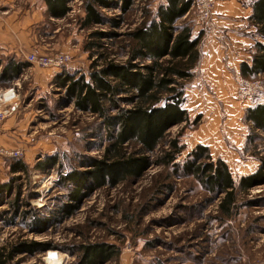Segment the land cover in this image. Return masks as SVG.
<instances>
[{
	"label": "rangeland",
	"instance_id": "rangeland-1",
	"mask_svg": "<svg viewBox=\"0 0 264 264\" xmlns=\"http://www.w3.org/2000/svg\"><path fill=\"white\" fill-rule=\"evenodd\" d=\"M165 1L152 0V9ZM235 1L242 8L235 17L242 18L241 25L212 24L217 0H192L190 13L182 17L193 37L201 34L202 60L185 89L189 121L167 131L168 140L178 137L186 145L176 160L181 165L203 144L214 160L229 165L236 182L263 175L251 188H238V206L230 217L219 210L223 194H213L172 165H159L161 148L147 153L150 164L142 177L92 189L91 161L101 158L108 130L97 113L78 108L56 78L68 72L89 79L93 62L97 68L104 63L100 53L127 62L137 45L133 33L145 18L144 0L127 11L123 0L98 5L106 20L88 27L82 24L83 0H69L63 17L51 14L45 0H36L29 12L19 6L21 13L0 18L7 32L0 39L3 64L25 65L13 80L0 79V248L34 241L45 246L22 250L7 264H53L50 250L59 256L54 264H81V246L91 244L119 249L112 260L96 264H264V129L248 118L249 108L264 104V72L240 73L241 63L256 52L255 42L264 39L247 15L255 0ZM204 2H211L212 12L203 21ZM112 18L120 20L119 27ZM237 25L240 38L234 39L244 43L235 48L229 30ZM96 31L102 34L93 36ZM90 42L96 43L87 47ZM210 46L216 49L211 57ZM58 55L69 58L56 66L40 63ZM118 104L127 107L123 100ZM105 106L116 113L115 105ZM19 162L26 170H14ZM68 207L71 215L62 211Z\"/></svg>",
	"mask_w": 264,
	"mask_h": 264
},
{
	"label": "trees",
	"instance_id": "trees-1",
	"mask_svg": "<svg viewBox=\"0 0 264 264\" xmlns=\"http://www.w3.org/2000/svg\"><path fill=\"white\" fill-rule=\"evenodd\" d=\"M68 1L45 0L49 12L57 17L66 15ZM123 1V10L127 11L136 0ZM144 1L145 18L140 28L133 33L137 45L127 62L117 63L100 53L97 57L104 63L97 68L93 62L89 79H86L85 74L75 77L68 72L58 74L56 78L61 86H65L76 106L97 113L108 130L107 137L101 141V158L91 161L92 189L105 185L115 187L130 177H142L150 164L147 153L161 148L157 163L172 165L175 171L181 170L195 176L213 194H223L219 210L230 217L238 206L237 190L251 188L261 181L263 175L244 176L236 182L229 165L221 158L214 160L209 147L203 144L197 145L186 156L184 164L176 161L186 145L178 137L168 140L167 131L174 125L189 121L183 103L187 82L193 78L201 59V34L193 37L190 23L180 22L182 17L190 13L192 0H166L156 5L154 10L152 0ZM108 2L110 0H83L86 14L83 27L106 20L97 12V6L107 5ZM250 19L264 39V0L254 1ZM112 23L115 27L121 24L119 19L113 18ZM100 34L102 32L96 31L92 35ZM95 43L90 42L87 47ZM255 48L251 61H243L240 65V73L244 77L264 72V42L257 40ZM137 59L150 62L140 65L135 61ZM23 66L13 60L5 65L0 57V67L3 68L0 79L13 80L21 73ZM120 100L127 107L119 106ZM106 103L115 105L116 113L109 114ZM248 111V118L264 129V104H257ZM261 159L264 163V158ZM14 170L24 171L26 165L19 162ZM62 211L71 215L72 208ZM44 247V244L36 241L23 242L8 251L3 246L0 248V264H7L14 254L22 250H42ZM81 249L84 250L81 264L106 262L119 254V249L107 244L83 245Z\"/></svg>",
	"mask_w": 264,
	"mask_h": 264
},
{
	"label": "crops",
	"instance_id": "crops-1",
	"mask_svg": "<svg viewBox=\"0 0 264 264\" xmlns=\"http://www.w3.org/2000/svg\"><path fill=\"white\" fill-rule=\"evenodd\" d=\"M35 1L36 0H0V18L2 20L7 21L6 18L10 19L11 17L14 16L15 13H21V12H19L20 11L19 6L22 7L23 12H29L32 8L33 2H35ZM22 4H28L29 7L24 8V6ZM250 9L251 8L247 9V15L251 14ZM5 13H12V14L8 15L9 16L8 17L7 15H5ZM240 13H242V8L237 4V2L235 0H217V6H216L215 14H213V16H212L213 20L211 22L213 25H214V23H217V22L221 23V24H225V25H228L230 23H231V25H233L234 23H236V24L239 23L238 25H241V23H243L242 18L240 19L239 16L237 18H235ZM238 20H240V21H238ZM1 24H3V23H1ZM221 24H218V25H221ZM238 25L235 26V31L229 30V33H231L229 41L231 42V44L235 48L238 45L243 46V43H244V42L235 41V39H234L235 37L240 38V35L239 36L236 35V34H239ZM3 27H4V24H3ZM3 27L0 28V39H1V33H3V32L7 33L3 29ZM223 27H225V26H223ZM230 27H232V26H230ZM227 29L228 28L226 27V28L219 29V30L225 31ZM219 33H221V32H219ZM216 41L219 42L218 40H216ZM213 45H215V44H213ZM199 47H200V44H199ZM229 47H230V44H229ZM200 50H201V48H200ZM208 50H210L209 57H211L214 50H216V49H215V46H210V48ZM201 53H202V51H201ZM201 60H202V55H201V59L199 61V64H200ZM199 64H198V66H199Z\"/></svg>",
	"mask_w": 264,
	"mask_h": 264
},
{
	"label": "built area",
	"instance_id": "built-area-1",
	"mask_svg": "<svg viewBox=\"0 0 264 264\" xmlns=\"http://www.w3.org/2000/svg\"><path fill=\"white\" fill-rule=\"evenodd\" d=\"M211 2H204L203 3V9L202 11L200 12V16H199V19L200 20H208L210 18V15H211ZM33 59H36L37 62L39 63L38 61V58H36L35 55H32ZM68 56H64V55H58L56 58L54 59H48L46 58L45 60H42L44 58H39V60H42L40 61V63H43V64H51V65H60V64H63L66 60H68Z\"/></svg>",
	"mask_w": 264,
	"mask_h": 264
},
{
	"label": "bare ground",
	"instance_id": "bare-ground-1",
	"mask_svg": "<svg viewBox=\"0 0 264 264\" xmlns=\"http://www.w3.org/2000/svg\"><path fill=\"white\" fill-rule=\"evenodd\" d=\"M49 260L54 263H57V261L59 260V256H58V253L55 251V250H50L49 251Z\"/></svg>",
	"mask_w": 264,
	"mask_h": 264
}]
</instances>
